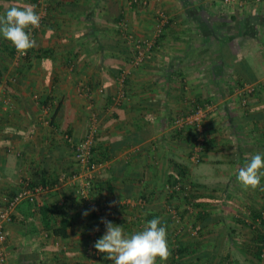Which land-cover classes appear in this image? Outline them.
<instances>
[{
    "label": "crops",
    "instance_id": "1",
    "mask_svg": "<svg viewBox=\"0 0 264 264\" xmlns=\"http://www.w3.org/2000/svg\"><path fill=\"white\" fill-rule=\"evenodd\" d=\"M45 1L40 27L27 30L36 47L26 57L0 35V85L9 97L0 108V209L26 182L50 187L35 204H20L7 224V264H113L88 256L105 234L101 220L128 236L153 218L167 229L166 264H264L253 247L264 237V190L237 179L252 155L264 154V0ZM24 4L38 14V0H0V15ZM138 41L152 48L144 46L133 65ZM124 69L131 75L121 81ZM207 102L216 110L206 122L207 167L200 174L190 160L188 129L173 123ZM147 112L157 122H146ZM32 125L36 132L27 137ZM89 131L96 139V190L83 199L79 184L60 180L63 173L85 174L62 137L80 140ZM176 164L209 188L235 185L239 195L226 200L240 210L224 215L232 230L217 224L223 220L214 211L217 198H196L200 206L186 213L183 195H168ZM110 203L119 207L109 211ZM174 210L182 212L180 235Z\"/></svg>",
    "mask_w": 264,
    "mask_h": 264
},
{
    "label": "built area",
    "instance_id": "2",
    "mask_svg": "<svg viewBox=\"0 0 264 264\" xmlns=\"http://www.w3.org/2000/svg\"><path fill=\"white\" fill-rule=\"evenodd\" d=\"M227 4H232L236 0H224ZM147 4V2L145 3ZM38 6H39V12L38 14L41 16V20L44 19L45 13H46V1L45 0H38ZM137 49L140 50L139 57L134 62L132 61L133 65L139 64L141 58L144 57V51L142 50L145 46V49L148 48L149 50L152 48L151 43L149 41H138L137 43ZM22 57H26V55H22ZM131 75V72L129 69H124L121 74V81H124L126 78ZM81 92L86 93L87 95L92 94V90L90 87L82 86L80 89ZM99 94H104L105 90L103 87H100L98 90ZM249 95L254 93L253 88H249V90H246ZM4 88L2 85H0V108L2 105H9V99L3 96ZM121 98L117 97L114 99L116 104H119L121 102ZM247 102V99L244 98L243 104ZM44 113H48L50 110L48 107L43 108ZM216 107L213 104H207L205 107L199 105L195 108L194 112L187 115V116H181L174 120L173 126L175 129L183 131L184 129H190L191 135V141H192V147L190 151V160L194 164H200L202 161V154L204 153L207 135H206V122L207 117L209 114L215 113ZM144 120L148 123H154L158 120V117L153 112H147L144 115ZM36 132V126L32 125L27 130V137H31ZM189 133V132H188ZM63 140L67 143V145L74 151L76 161L80 167H82L83 170H85V174H79V173H63L60 176L61 181H72L77 184H79V187L77 188L78 195L82 197L83 199H89L90 197V191L93 188V181H94V173L97 170V163L93 161V151L96 143L95 139V132L89 131V133L80 140H75L74 137H72L68 133L63 134ZM9 152L12 151V149L8 150ZM182 187V183L178 182L177 184H168L167 190L168 193H175L180 192ZM48 189H50L49 186L44 187L42 185H34L32 186L30 182H26L23 188L16 193L6 204L5 207L0 209V264H7V253H6V242L8 240L9 232L7 230V224L11 223L13 220V215L17 207L22 204L23 202H29L31 204H35L37 202V198L42 195L43 193L47 192ZM192 191V188L188 186L185 191L186 196H190ZM145 199H140V204L143 206L145 204ZM193 206L194 202L190 199L188 205L185 207V210L187 212L191 213L193 212ZM119 206L117 203H110L107 204L106 209L109 211L116 210ZM262 220L264 221V213L262 214ZM171 219L173 221V224L175 226V234L180 235L183 232V219L182 214H180V211L174 210L171 211ZM260 220V223H264ZM95 242H92L90 244V247L88 249V256L93 257H101L104 254L98 253L97 250L94 248ZM262 247V254L261 257L264 260V242L261 244Z\"/></svg>",
    "mask_w": 264,
    "mask_h": 264
},
{
    "label": "clouds",
    "instance_id": "3",
    "mask_svg": "<svg viewBox=\"0 0 264 264\" xmlns=\"http://www.w3.org/2000/svg\"><path fill=\"white\" fill-rule=\"evenodd\" d=\"M35 8L32 4L13 6L7 9L4 15H0V35L22 55L36 47V40L27 31L29 28L40 27L41 16ZM262 176L264 154L257 153L239 170L237 179L246 189L264 190V187H261ZM101 223L106 231L95 242L94 248L113 264H157V259L166 264L172 255L166 226L161 225L159 218L151 219L141 231L128 236L125 235L123 227L114 225L111 221L102 219ZM96 231H99V228Z\"/></svg>",
    "mask_w": 264,
    "mask_h": 264
},
{
    "label": "rangeland",
    "instance_id": "4",
    "mask_svg": "<svg viewBox=\"0 0 264 264\" xmlns=\"http://www.w3.org/2000/svg\"><path fill=\"white\" fill-rule=\"evenodd\" d=\"M220 1V0H218ZM4 93V92H3ZM6 97L9 99V97L6 95ZM207 104H210V102H207V103H204V105H201L202 107ZM246 104V103H245ZM243 104V105H245ZM200 105V104H199ZM216 107V106H215ZM219 111V110H218ZM214 114V113H212ZM212 114H209L207 118L210 117V115ZM178 117H181V116H178ZM177 117V118H178ZM185 117V116H184ZM157 122V121H156ZM155 123V122H154ZM189 135V134H188ZM206 135H207V130H206ZM206 147V145H205ZM205 150V149H204ZM198 166V169L195 168L196 171H199L200 174H205V172H203L202 169H206L207 167V163L205 160L202 159V161L200 162V164H197L196 167ZM201 179V178H200ZM189 182H186L187 186H190L192 188V190L194 191V194L192 195V197H194L193 199L196 200V198H199L201 196H208V195H211L215 198L218 199V201L215 204V213H223L221 214L220 217H222L223 220H218L217 221V224L218 226H220L219 224L220 223H223V225L221 224V226L223 227H226L228 230H232V227H231V224L233 222L229 221L228 219H225L224 220V215H230L229 213L232 211H237V210H240V208L238 206H236V203H232V204H229L228 201L229 200H226V198H230L229 195H234V198L236 199L237 198V195H239V193L237 192V189L235 187V185H229L231 187H227V186H220L219 188H209L207 187L206 185H201L200 183H195L194 180H192V177L191 175H189V179H188ZM227 187V188H226ZM213 207V206H212ZM229 208V209H228ZM234 208V209H233ZM231 209V210H230ZM264 209V208H263ZM213 210V209H212ZM226 213V214H225ZM264 213V212H263ZM238 214V213H236ZM263 217V215H262ZM234 220V219H233ZM236 222V221H235ZM261 226L264 227V223L261 224ZM226 228H223V229H226ZM175 231V230H174ZM233 232V231H232ZM241 235V232L239 233ZM264 235V234H263Z\"/></svg>",
    "mask_w": 264,
    "mask_h": 264
},
{
    "label": "trees",
    "instance_id": "5",
    "mask_svg": "<svg viewBox=\"0 0 264 264\" xmlns=\"http://www.w3.org/2000/svg\"><path fill=\"white\" fill-rule=\"evenodd\" d=\"M37 1V0H36ZM2 76V72H1V70H0V77ZM254 94H257V91H256V89L254 90V93H252V95H254ZM200 105H204V104H200ZM188 132H189V136L191 137V135H192V133L190 132V129L188 130ZM93 161L95 162V160L93 159ZM174 167H175V174H172L171 176H170V179H169V181H168V183H167V185L168 184H177L178 182H180V183H182V187H181V191L180 192H175V193H168V190H167V185H166V190H167V193H168V195L170 196V197H175V196H177L176 194H180V195H183V198H184V202H185V205L187 206L188 205V202H189V200L191 199L193 202H194V197H192V195L194 194V191L192 190L191 191V194H190V196H186L185 195V191H186V188L188 187L187 186V184H186V182H189L188 181V179H189V170L186 168V167H184V166H182V165H178V164H176V165H174ZM32 185V184H31ZM38 185V184H37ZM40 185V184H39ZM32 186H34V185H32ZM93 190H96V187H95V182L93 181V188L91 189V191L90 192H92ZM179 195V198L181 197ZM176 198V197H175ZM145 201H146V198H145ZM195 206L197 207V206H200L199 204L197 205V203H196V200H195ZM185 206V207H186ZM184 212H186V213H189V212H187V210H185ZM182 212H180V214H181ZM261 221H263L262 219H261ZM264 222V221H263ZM175 227V226H174ZM59 233V232H58ZM259 241H257V242H259V245H256V246H253V247H255V250H256V256H257V258L259 259V260H261V261H263V259H262V257H261V254H262V247H261V244L264 242V237H262L261 239H258ZM174 252H173V256H174Z\"/></svg>",
    "mask_w": 264,
    "mask_h": 264
}]
</instances>
